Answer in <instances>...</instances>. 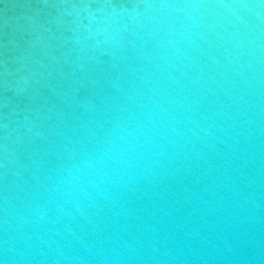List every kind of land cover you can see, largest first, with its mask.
Masks as SVG:
<instances>
[{
  "label": "water",
  "instance_id": "95a60500",
  "mask_svg": "<svg viewBox=\"0 0 264 264\" xmlns=\"http://www.w3.org/2000/svg\"><path fill=\"white\" fill-rule=\"evenodd\" d=\"M133 2L0 0V264H264V90L237 95L211 35L163 76L139 33L95 44L88 13ZM237 11L264 43V21ZM153 88L179 102L167 138L113 177L90 222H37L58 167Z\"/></svg>",
  "mask_w": 264,
  "mask_h": 264
},
{
  "label": "clouds",
  "instance_id": "9594fccd",
  "mask_svg": "<svg viewBox=\"0 0 264 264\" xmlns=\"http://www.w3.org/2000/svg\"><path fill=\"white\" fill-rule=\"evenodd\" d=\"M237 9L264 21V0L258 5L251 0H135L129 7H102L88 13V29L95 44L109 48L120 47L124 33H139L146 38L145 43L151 44L161 76L167 70L165 66L176 69L184 65L190 51L199 50L198 41L213 46L208 41L211 35L225 56L231 57L227 63L232 66V74L243 82L239 95L246 89L264 90V43L250 35L251 26ZM168 79L175 82L170 73ZM149 91L155 98L147 97L139 116L115 122L95 149L83 151L58 167L46 189L47 198L36 206L37 222L63 224L70 234L78 218L90 222L100 200L107 199L113 177L133 157L155 147L159 138H167L171 110L179 102L162 88ZM239 99L244 97L240 95Z\"/></svg>",
  "mask_w": 264,
  "mask_h": 264
}]
</instances>
